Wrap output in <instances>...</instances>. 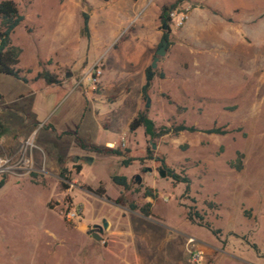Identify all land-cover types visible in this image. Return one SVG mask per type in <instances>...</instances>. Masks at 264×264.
Masks as SVG:
<instances>
[{
	"label": "rangeland",
	"instance_id": "1",
	"mask_svg": "<svg viewBox=\"0 0 264 264\" xmlns=\"http://www.w3.org/2000/svg\"><path fill=\"white\" fill-rule=\"evenodd\" d=\"M12 1L23 16L10 34L11 43L21 49L16 64L19 74L27 78L44 69L66 83L67 89L44 86L39 78L27 84L0 74V156L14 162L24 141L33 144L30 154L28 148L24 153L30 156L31 169L0 172L4 179L0 187V264H264V0H234L239 4L235 13L239 19H234L239 24V40L224 42L218 49L222 64L210 69L217 79L189 78L178 81L177 90L168 86L164 92L156 84L147 91L146 107L139 98V109L145 110L156 127L177 123L215 126L222 127L224 134L182 131L155 139L145 135L142 127L124 131L136 107V83L129 86L128 95L118 94L115 105L111 103L116 98L113 92L100 95L102 56L90 59L89 47L79 33V13L89 8L87 0H79L80 6L69 14L66 0ZM63 23L69 28L62 29ZM156 23L161 26L159 19ZM124 35L121 32L114 44ZM96 65L101 73L98 82L90 85L83 78ZM200 70L203 76L206 68L201 65ZM29 90L28 102L33 103L39 122H58L70 132L76 125L82 141L100 147L104 139L111 138L114 143L104 146L117 147L122 154L77 148L72 136L46 150L39 144L44 137L39 127L29 136L12 134L26 131L27 125L23 129L21 124L27 123ZM13 96L18 99L10 102ZM99 105L112 112L100 118L98 126L88 118V110L96 115ZM15 121L20 122L18 128L8 126ZM148 151L162 158L165 167L188 178L186 196L184 183H175L166 174L158 176L161 165L144 158ZM236 151L242 154L239 170L227 165ZM128 157L132 160L122 166L121 160ZM62 168L68 180L59 178ZM113 174L124 175L129 188L112 183ZM134 174L139 183L133 182ZM145 189L152 197L144 194ZM145 202L150 203L148 216L127 207ZM189 205L216 234L187 220ZM68 209L78 210V215L67 218ZM102 219L105 227L100 226V232L92 228L94 223L101 225ZM187 237L197 242L198 261L186 252Z\"/></svg>",
	"mask_w": 264,
	"mask_h": 264
},
{
	"label": "crops",
	"instance_id": "2",
	"mask_svg": "<svg viewBox=\"0 0 264 264\" xmlns=\"http://www.w3.org/2000/svg\"><path fill=\"white\" fill-rule=\"evenodd\" d=\"M172 1L87 0L89 8L85 12L88 15L87 26L89 37L85 40L89 47L88 55L90 59H94L99 55L102 56V75L97 84L100 95H107V93L113 92L116 98L111 103L115 105L119 102L117 99L118 94L122 96L128 95L129 86L132 83H136V107L125 121L126 129L124 131L126 132H129L127 130L128 122L140 110V87L144 82V69L149 66L155 55V50L161 43L163 29L161 26H157L156 23L159 8L161 5ZM66 2L67 14L80 6L79 0H66ZM223 2H228V4L222 5ZM181 4L189 6L188 18L178 28L169 27L168 43L164 48V53L157 57L155 67L152 68L161 71L163 77H154L149 90L156 84H159L160 92H164V89L168 86L174 87L177 90L180 86L178 85V81L189 78L195 81L200 79H217V76L213 75L210 69L217 67L218 64H222V60L218 57V54H220L218 49L223 47L224 42L233 43L239 40V24L237 22L234 24V19L235 21L239 19L235 16L239 4H235L234 0H183ZM81 9V11H84L83 8ZM61 28L67 29L69 27L63 23ZM121 32H124L125 35L115 45L114 41ZM76 40L78 41V37ZM109 56L112 57L110 62L107 60ZM201 65L206 68L203 76H201ZM15 68L19 69L16 65ZM37 73L27 78L19 74L25 79V82L19 81L27 84L32 83L31 81L33 80L35 82L39 78L36 76ZM64 77H66V74H64ZM53 79L56 82L49 84L63 86L64 89H67L66 83L59 82L54 77ZM43 84L45 86L47 83L44 82ZM73 94L78 99L79 94L77 92ZM30 96L31 92L29 90L27 91V123L21 122V125H24L23 129L27 125L26 131H22V134H18L17 132L12 134L29 136L33 133L34 129L39 127L37 130L42 129L44 132V137L39 141V144L45 147L46 150L50 149V146L56 145L57 147L58 143L66 142L69 136L74 138L72 144L77 147L75 136L80 137L77 135L76 125L73 131L70 132L61 129V124L58 122L51 121L50 124L39 122L35 115L33 103L28 102ZM17 99V97L13 96L9 101L12 102ZM92 100H94V97ZM92 104L94 108H97L96 103L93 102ZM76 108L79 109L78 100ZM13 111L18 113L16 110ZM88 112V118L91 120L95 119L99 126L100 118L105 116L107 112L110 114L112 110L111 108L99 105L96 115L92 109H89ZM109 120L110 117L108 118V122ZM85 124L84 126L87 127L88 123ZM8 126L16 129L20 126V122L17 121L16 123L15 121ZM107 127L113 129V126L109 123ZM120 135H122V132ZM111 143H114V141L111 138H106L103 140L101 147Z\"/></svg>",
	"mask_w": 264,
	"mask_h": 264
},
{
	"label": "trees",
	"instance_id": "3",
	"mask_svg": "<svg viewBox=\"0 0 264 264\" xmlns=\"http://www.w3.org/2000/svg\"><path fill=\"white\" fill-rule=\"evenodd\" d=\"M182 2L183 0H173L170 3L161 5L159 8L158 19L160 20V24H162V21H164L165 23V29H163L162 31V38L166 41V45L168 43V32H169L167 13L171 9L180 5ZM79 15L81 19V26L79 33L83 38L88 39L89 37L88 26H87L88 15L85 11H80ZM22 19L23 16L19 13L15 2H13L12 0H0V74L25 82V79L19 75V69L15 68L21 50L17 45L12 44L10 40V34L12 30L22 21ZM36 76L42 78L43 81L47 84L56 82L53 79V77L46 70L43 69H41ZM154 77L162 78L163 73L161 71H157L156 69L150 68V66H147L144 69V82L140 87V96L142 99H145V97H147V91ZM161 95L166 98L168 103H171V101L168 99V97H166L165 94L161 93ZM176 110L180 111L182 110V108L176 107ZM138 127H142L143 133L145 135H148L150 139H155L165 134L176 135L182 131L202 132L205 134H224L225 132V130L222 127L211 126L208 128H198L196 126L185 125L183 123H177L169 126L160 125L156 127L154 126L153 121L150 118H148L147 115L145 114V110H138L127 124V130L129 132L134 131ZM75 143L77 147H79L80 149L88 150L95 153L114 154L117 156H120L122 154L120 149L117 147H106V146L98 147L92 144L84 143L80 138L76 136H75ZM125 151H127V149H125ZM144 158L158 161L161 167L165 170V174L168 177H170L173 182L184 183L183 194L186 196L188 192L187 184L189 182L186 176L175 173L172 171V169L165 167L163 159L152 156L151 151H148L147 155ZM241 158H242V154L236 151L234 158L229 160L227 162V165L230 168H233L234 170H239L241 168ZM130 160H132L131 157H128L127 159H122L121 165L122 166L128 165ZM137 160L139 161L141 160V158H137ZM78 168L79 167L76 166V169ZM64 172H65V168H62L59 171L58 176L62 180H68V178L64 176ZM110 180L112 183H114L117 186H120L122 189L126 190L129 188V183L124 175L113 174L110 176ZM3 183H4V179L3 177H1L0 187L3 185ZM62 186L63 188H66L67 185L62 183ZM86 189L96 194L101 193L100 189H91L90 187H86ZM144 194L146 196L152 197V194L150 193L149 189H145ZM118 200H119L118 198L115 199V202H118ZM189 200L191 202H194L192 198H190ZM149 206H150L149 202H145L140 206H136L133 203L127 204V207L130 210H137L143 216L150 215ZM185 215L187 220H189L190 222H195L197 225L204 227L211 234L214 235L217 233L216 229H212L207 222L203 221L202 215L199 214L198 211L195 210L192 205H189L187 207ZM250 247L255 252H258V248L256 247L255 244L251 243ZM262 252L264 253V247L262 249Z\"/></svg>",
	"mask_w": 264,
	"mask_h": 264
},
{
	"label": "built area",
	"instance_id": "4",
	"mask_svg": "<svg viewBox=\"0 0 264 264\" xmlns=\"http://www.w3.org/2000/svg\"><path fill=\"white\" fill-rule=\"evenodd\" d=\"M188 12H189V6L186 4H181L171 9L167 13L169 27L178 28L182 26L183 23L188 18ZM100 73H101V69L98 65H96L95 67H93L92 71L88 75H86V77L83 78V80L90 85H95L98 82V76L100 75ZM22 146H23L21 147L22 153L19 156V158L14 162H11L9 157L0 156V172H4L11 169H20L23 171H28L29 169H31L30 156L29 155L26 156L24 155V153L27 150V148L29 153V148H32L33 144L31 141L27 140L23 142ZM65 215L67 218L71 219L78 215V210L74 211L72 209H68ZM185 249L193 261L199 260L201 256V251L198 248L197 242L193 237L186 238Z\"/></svg>",
	"mask_w": 264,
	"mask_h": 264
},
{
	"label": "water",
	"instance_id": "5",
	"mask_svg": "<svg viewBox=\"0 0 264 264\" xmlns=\"http://www.w3.org/2000/svg\"><path fill=\"white\" fill-rule=\"evenodd\" d=\"M161 28L162 29H165V23H164V21H162ZM165 45H166V41L162 38L159 47L154 52L155 55L153 56L151 62L149 63L150 68H154L155 67V63H156V60H157V57L163 55ZM147 103H148V97H145L143 107H146ZM152 147H153V145H152ZM157 174H158V176L163 177L165 175V170L161 166H158L157 167ZM132 180L135 183H139L140 182V178H139V176L137 174H134L133 175ZM100 226L102 228L105 227V221L103 219L101 220V225L96 224V223L92 224V228H97V230L99 232L101 231V227ZM91 237L93 239H95V240H98L99 239V236L96 235V234H94V233H91Z\"/></svg>",
	"mask_w": 264,
	"mask_h": 264
}]
</instances>
